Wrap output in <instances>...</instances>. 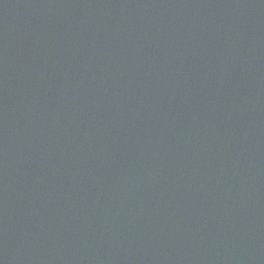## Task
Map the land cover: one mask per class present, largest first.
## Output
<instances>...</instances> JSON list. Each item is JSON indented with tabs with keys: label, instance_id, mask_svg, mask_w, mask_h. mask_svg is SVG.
<instances>
[{
	"label": "water",
	"instance_id": "95a60500",
	"mask_svg": "<svg viewBox=\"0 0 264 264\" xmlns=\"http://www.w3.org/2000/svg\"><path fill=\"white\" fill-rule=\"evenodd\" d=\"M0 264H264V0H0Z\"/></svg>",
	"mask_w": 264,
	"mask_h": 264
}]
</instances>
